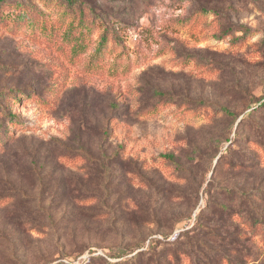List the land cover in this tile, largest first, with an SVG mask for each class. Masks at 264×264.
I'll list each match as a JSON object with an SVG mask.
<instances>
[{"label":"rangeland","instance_id":"1","mask_svg":"<svg viewBox=\"0 0 264 264\" xmlns=\"http://www.w3.org/2000/svg\"><path fill=\"white\" fill-rule=\"evenodd\" d=\"M74 4L0 1V264L245 263L226 212L264 189V0Z\"/></svg>","mask_w":264,"mask_h":264},{"label":"trees","instance_id":"2","mask_svg":"<svg viewBox=\"0 0 264 264\" xmlns=\"http://www.w3.org/2000/svg\"><path fill=\"white\" fill-rule=\"evenodd\" d=\"M65 1L69 3V5H71L72 7H74L75 6L74 3L77 2V0H65ZM90 10L94 13L93 8ZM205 11L208 10L205 8ZM81 13L84 14V10H82ZM109 29H110L109 26H105V31L102 34V41L107 39V33L109 32ZM250 107L252 108L253 114H255L256 111L259 112L261 109H263L264 105L263 104H260L259 106L252 105ZM9 133L10 132L7 133V136H9V138L3 141V143H5V147L7 145H10L12 140L14 139L15 133L11 136ZM257 158L260 161L258 156ZM261 162L262 161L258 163L255 162L253 165L263 166V162L262 163ZM241 166L245 168L244 164H241ZM235 206L236 207L226 212V218L231 223V226L233 228L232 242L236 244L234 250L239 253L241 252L246 253L245 255L246 259L243 260L245 261V263L247 258L248 260L251 261L259 260L260 256L263 255L264 253H260L262 247L258 246L257 244L258 242L254 240V238L256 237V233L254 232L260 229V231L263 232L262 241H264V189H251L250 191H244V190L238 191L237 204ZM221 207L223 209L228 208V206H226L225 204H221ZM191 231L195 232L196 230L194 229ZM165 238H168V236H166ZM151 242L152 245H155L157 244V239L152 240ZM195 242L197 243L196 240ZM134 247L136 246H132L127 249L124 248L120 252H116V254L118 253V256L114 253L108 254L105 250L106 253L105 255L115 258L120 257L123 256L124 254H127L126 252L128 250L130 253L138 248V247L136 248ZM152 253H153V247H149L147 250H138L130 258L123 260V262H117V264H137L138 261L139 264H145V257H148L149 259V262L147 264H173L175 261H177L180 258L181 254H185L186 252L180 253L179 249H172L170 250V253H168L167 255H162L161 257L159 256L158 259H154L152 257ZM192 255H196L194 250H192ZM92 256L93 254H91L89 258L80 262V264L81 263L91 264V261L93 260L91 258ZM67 263H71V261H67ZM245 263H241V264H245Z\"/></svg>","mask_w":264,"mask_h":264}]
</instances>
